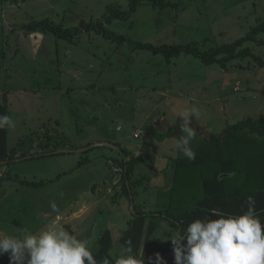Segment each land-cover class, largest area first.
<instances>
[{
    "label": "rangeland",
    "instance_id": "rangeland-1",
    "mask_svg": "<svg viewBox=\"0 0 264 264\" xmlns=\"http://www.w3.org/2000/svg\"><path fill=\"white\" fill-rule=\"evenodd\" d=\"M128 3L0 0V104L6 103L15 121L14 129L7 128V144L8 150L17 148L20 159L0 170V226L7 231H38L57 216L68 221L78 204L94 201L83 212L90 235L75 234L89 239L92 247L103 228L115 225L124 231L126 218L134 214L123 192L108 193L120 179V173L113 172L124 160L120 149L133 160L150 155L151 161L137 171L147 165L157 169L165 162L152 160L163 150L159 135L185 107L200 109L195 122L211 126L215 133L221 126L264 116V71L241 70L258 67L253 59H233L222 69L186 54L167 62L132 47L197 44L205 51L230 44L264 20V0H142L130 18L106 26L124 38L118 43L95 32H81L69 43L27 28L46 19L63 29L75 28L99 21L107 7L126 11ZM258 39L245 47L264 60V34ZM142 122L154 129L135 139ZM47 151L55 154L36 157ZM26 178L43 184L24 185ZM53 202L58 213L50 208ZM175 231L163 222L154 232L152 238L165 248L161 264H173L168 237ZM118 239L115 234L112 257L122 250Z\"/></svg>",
    "mask_w": 264,
    "mask_h": 264
},
{
    "label": "trees",
    "instance_id": "trees-1",
    "mask_svg": "<svg viewBox=\"0 0 264 264\" xmlns=\"http://www.w3.org/2000/svg\"><path fill=\"white\" fill-rule=\"evenodd\" d=\"M141 2L142 0H129L126 11L107 7V13L99 21L81 22L75 28L63 29L62 26L55 25L47 19L31 23L27 28L29 31L39 28L40 31L49 32L69 43H73L81 32H95L113 42H123V37L110 32L106 26L115 19L130 18L136 13ZM165 4L160 3L161 6ZM259 34H264V20L258 22L244 37L205 51L200 50L197 44L153 46L133 43L132 47L135 50L149 51L153 55H161L167 62L171 58L186 54L198 58L204 65L216 64L225 69L233 59L251 58L259 68H263L264 60L261 56L254 54L249 47H245L247 43H257ZM2 115H9L5 102L0 104V116ZM191 120L190 126L196 132V137L191 142L196 154L195 159L189 161L187 158H180L177 162L168 208L163 212L145 213L133 207L134 217L120 238L122 246H125L126 241H131L134 254L143 250L145 264H156L155 254L159 253L162 259L165 254V248L151 240V235L161 220L168 221L176 231H180L193 219L209 215V209L218 208L227 213L239 214L242 208L244 210L247 208L246 198L252 196L256 201L257 214L264 224V117L246 118L225 126L217 134L206 133L193 117ZM181 124L182 118L179 117L163 135H159L160 139H178L182 135ZM120 151L122 154H127L125 150ZM17 152V148L8 150L7 128L0 129V167L10 166L18 158ZM52 152H42L37 157L55 154ZM137 162L136 159H129L119 163L124 180L123 188L128 198L129 182ZM22 182L32 186L41 184L28 183L24 180ZM112 249L111 233L106 230L101 234L92 251L97 261L108 257L114 264L110 254Z\"/></svg>",
    "mask_w": 264,
    "mask_h": 264
},
{
    "label": "clouds",
    "instance_id": "clouds-1",
    "mask_svg": "<svg viewBox=\"0 0 264 264\" xmlns=\"http://www.w3.org/2000/svg\"><path fill=\"white\" fill-rule=\"evenodd\" d=\"M179 115L182 135L175 140L174 147L192 161L196 154L191 142L196 132L190 124L192 117L200 116V109L185 107ZM4 128H15L12 117L0 116V129ZM246 204V210L242 208L239 214L209 209V215L193 219L182 230L175 231L168 237L173 264H264V224L252 196L246 198ZM50 208L59 211L54 202ZM21 231L23 234L17 235L0 226V255L8 253L10 264H112L108 257L97 261L90 240L73 235L59 222V216L36 232L27 228ZM113 260L114 264H145L143 250L134 254L131 241H126ZM155 260L161 264L159 253Z\"/></svg>",
    "mask_w": 264,
    "mask_h": 264
},
{
    "label": "crops",
    "instance_id": "crops-1",
    "mask_svg": "<svg viewBox=\"0 0 264 264\" xmlns=\"http://www.w3.org/2000/svg\"><path fill=\"white\" fill-rule=\"evenodd\" d=\"M0 7H1L0 11L3 13L4 11H2V5H0ZM258 42H259V39H258ZM262 46H264V45H262ZM249 67L250 68H248V69L241 68V70H247L249 72L253 69L254 70L260 69V70L264 71V67L263 68L252 67V66H249ZM239 88H240V84H239ZM148 116L149 115H147L145 117V120H147ZM261 117H264V116H261ZM261 117H258V118H261ZM193 118H194V120H196L195 117H193ZM258 118H251V119H258ZM158 119L160 120L159 123H161L163 121L162 117L158 118ZM143 124H145V123L142 122L141 126L135 130L134 135L139 130L142 131L141 135H144V134L150 135L152 133V130L154 128H151V127L144 128L146 126H144ZM171 125L172 124L167 125L165 130L162 133L164 134ZM200 126L208 134L220 133L225 127V126L224 127L221 126L220 131L215 133L214 132L215 130H211V126H204L202 124ZM217 129L219 130V128H217ZM134 135H133V137H134ZM154 137H155V133H154ZM139 138L140 137L135 138V139H139ZM175 140H176V138L165 139L164 141H162L159 144V145H161V148L163 149L160 153H158L160 155H158V156L152 155L153 161L162 160V159L164 161H167V163L164 162L157 169H154L152 167H149V165H147L146 170L140 169L139 171H137L136 167L139 165H142V163H148V161H151V157L149 154H147L148 155L147 157H145L146 155H144V157L143 156H138V157L135 156L136 157L135 159L138 158L137 159L138 162L135 164L133 173H132L131 178H130V182H129V184H130V188H129L130 195H129V198H128V195H126V191L123 188L124 180H123L122 173H120L119 181L112 183V189H108V193L113 192V190H118L119 192H123L124 193V199L128 205L127 208L128 209L130 208L133 211V213H134L133 207H135V210H137V211L141 210L145 213H157V212H163L164 210H166L170 204V200H171V196H172V192H173L176 164L180 158L186 159V157L183 156L182 152H180L179 150H177L174 147ZM150 145L151 144H147V146H145V147H148V149L150 150V147H151ZM145 147L142 146L141 148L145 149ZM124 150L127 153L126 155L123 153L124 160L127 161L129 159H133V158H131L132 154H130L126 149H124ZM62 153L63 152H60L59 154H62ZM121 154H122V152H121ZM36 157H37V155H36ZM144 158H146L147 160H145ZM17 160H20V159H15L13 164H15L16 162H19ZM144 160H145V162H144ZM6 167H9V166H6ZM117 167H120L119 163L117 164ZM2 168H5V165L0 167V170ZM115 169H117V168H115ZM115 169L113 170L114 173H115ZM121 177H122L123 183H121ZM8 180H10V178ZM24 181L31 183L30 181H28L27 178ZM32 183H41L40 185L43 184V182H33V181H32ZM28 186H30V185H28ZM37 186H39V185H37ZM37 186H35V187H37ZM94 193H95V189H94ZM93 204H94V201L92 203H91V201H88L86 203L85 202L81 203V205L78 204V206H79L78 210H77L78 212L72 213L71 214L72 216H69L70 218H68V221H64L65 219L62 221V218L59 217V222H61L65 228L67 227V230L70 231L73 235L76 234L78 237L79 236H81V237L82 236H89L90 232H91L90 231L91 227L89 228L88 224H84V218H85L86 213L83 214V212L91 209ZM80 212H82V213H80ZM155 215H157V214H155ZM133 217H134V214L132 217H129L128 219L126 218L125 230L127 229L128 224L133 219ZM163 222L168 223V221H166V220L159 221L157 223V228L155 231H157V229L159 228L160 223H163ZM0 223H2V222H0ZM106 230L110 231L112 242L114 240L115 234L117 237H119L118 240L120 242V238L122 237L123 233L125 232V230L124 231L118 230V227L115 225L107 226L106 228H103L101 230V232L98 234V236H96L97 238L94 237L97 240H96L95 244L92 245V248H95L97 241L100 238L101 234ZM31 231L36 232V230H31ZM154 232L151 235V240L156 243L154 238H152L154 236ZM113 248H114V242H113ZM0 264H10L8 253H4L3 255H0Z\"/></svg>",
    "mask_w": 264,
    "mask_h": 264
},
{
    "label": "built area",
    "instance_id": "built-area-1",
    "mask_svg": "<svg viewBox=\"0 0 264 264\" xmlns=\"http://www.w3.org/2000/svg\"><path fill=\"white\" fill-rule=\"evenodd\" d=\"M239 89V84L236 85L235 87V90L237 91ZM142 134V131L139 130L137 131V133L134 135L135 138H138L140 137V135ZM115 173H122V169L118 168V169H115Z\"/></svg>",
    "mask_w": 264,
    "mask_h": 264
},
{
    "label": "water",
    "instance_id": "water-1",
    "mask_svg": "<svg viewBox=\"0 0 264 264\" xmlns=\"http://www.w3.org/2000/svg\"><path fill=\"white\" fill-rule=\"evenodd\" d=\"M62 152V151H61Z\"/></svg>",
    "mask_w": 264,
    "mask_h": 264
}]
</instances>
